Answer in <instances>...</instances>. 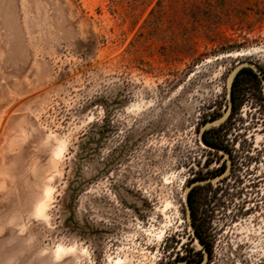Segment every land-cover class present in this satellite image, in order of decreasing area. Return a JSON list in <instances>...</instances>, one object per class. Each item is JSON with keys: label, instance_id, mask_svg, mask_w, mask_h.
<instances>
[{"label": "rangeland", "instance_id": "374dc122", "mask_svg": "<svg viewBox=\"0 0 264 264\" xmlns=\"http://www.w3.org/2000/svg\"><path fill=\"white\" fill-rule=\"evenodd\" d=\"M244 62L264 72V0H0V264L201 262L195 129ZM234 82L212 263L264 264V84Z\"/></svg>", "mask_w": 264, "mask_h": 264}, {"label": "flooded vegetation", "instance_id": "af4514ba", "mask_svg": "<svg viewBox=\"0 0 264 264\" xmlns=\"http://www.w3.org/2000/svg\"><path fill=\"white\" fill-rule=\"evenodd\" d=\"M242 71L262 84V79L254 70ZM262 73L264 74L263 71ZM233 98L236 106L235 87ZM208 118L210 122L213 120L212 116ZM206 119L203 118L201 124L198 125L201 127L195 129L194 146L189 159V186L192 187L189 198L192 206L193 225L208 251L207 264H213V240L218 235V232L223 229V210L225 209L223 202L227 199V190L224 189V183L229 176L238 180L240 177L237 175H241L238 168L240 144H236V142L239 143L238 141L229 140L226 130H223V123L210 127L201 133V128L205 125ZM256 159H263V152L256 156ZM241 177L243 176L241 175ZM240 183L244 184L243 182L238 184ZM254 189L259 188L257 185L251 186L250 190L252 193L249 194L246 187V193L238 192L237 195L244 198L247 195L255 197ZM248 199L250 200L251 198ZM199 203H208L206 206L208 210L203 214V218H199Z\"/></svg>", "mask_w": 264, "mask_h": 264}, {"label": "water", "instance_id": "95a60500", "mask_svg": "<svg viewBox=\"0 0 264 264\" xmlns=\"http://www.w3.org/2000/svg\"><path fill=\"white\" fill-rule=\"evenodd\" d=\"M245 68H250L252 70H254L262 79V82L264 84V75L262 73V71L259 69L258 66H256L253 63L250 62H244L240 65H238L235 69H233V71L231 72L230 76H229V80H228V93H229V106L227 108V110L225 111V113L217 120H213L211 122L206 123L205 125L202 126L201 128V133H203L206 129L213 127V126H217L220 125L222 123H224L225 121H227V119L230 117L231 112L233 110V87H234V81L236 76L238 75V73H240V71H242ZM191 186H188L185 192V199H186V204H187V220L189 223V226L193 232V236L196 239V241L198 242V244L203 248L204 251V257L202 259L201 262L196 263V262H190L188 260H184L182 259L181 261L176 260L174 262H171L169 264H207V260H208V251L205 247V244L203 243V241L201 240L200 236L198 235L194 225H193V219H192V206H191V202H190V198H189V194H190V190H191Z\"/></svg>", "mask_w": 264, "mask_h": 264}, {"label": "bare ground", "instance_id": "6f19581e", "mask_svg": "<svg viewBox=\"0 0 264 264\" xmlns=\"http://www.w3.org/2000/svg\"><path fill=\"white\" fill-rule=\"evenodd\" d=\"M244 54V53H243ZM252 54V53H251ZM247 55V54H246ZM60 153H61V151H60ZM44 203H42L40 206H39V208H38V211H39V213H42L43 211H44ZM66 250L63 248V247H59L58 248V250H57V255L59 254V255H61V254H63L64 252H65Z\"/></svg>", "mask_w": 264, "mask_h": 264}, {"label": "trees", "instance_id": "16d2710c", "mask_svg": "<svg viewBox=\"0 0 264 264\" xmlns=\"http://www.w3.org/2000/svg\"><path fill=\"white\" fill-rule=\"evenodd\" d=\"M243 70H251V69H250V68H246V69H243ZM241 73H243V71H241V72L239 73V75H240ZM234 87H235V82H234Z\"/></svg>", "mask_w": 264, "mask_h": 264}]
</instances>
